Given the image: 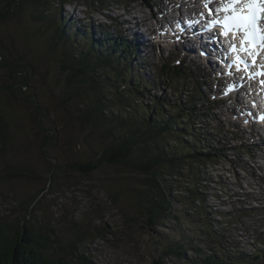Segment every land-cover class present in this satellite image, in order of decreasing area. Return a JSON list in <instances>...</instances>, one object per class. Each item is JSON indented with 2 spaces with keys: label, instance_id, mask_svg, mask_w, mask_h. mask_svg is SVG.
<instances>
[{
  "label": "rangeland",
  "instance_id": "obj_1",
  "mask_svg": "<svg viewBox=\"0 0 264 264\" xmlns=\"http://www.w3.org/2000/svg\"><path fill=\"white\" fill-rule=\"evenodd\" d=\"M138 4H142L144 7H137ZM167 4L169 2L166 0H129L127 6L113 2L94 12L82 3L79 7L66 4V6H62L60 12L58 10L50 12L59 20L62 18L60 22L64 25L66 35L72 36L71 39H63L62 44L57 48L53 47L54 39H49L54 24L49 23L52 18L48 14L41 22H33L27 16V12L20 22L18 19L16 21V17L13 16L0 21V37L6 39L4 43H8L7 49L12 53L9 55V60L16 62L21 59L20 57H25L35 66L28 68L27 99L37 95V104H44L42 115L37 107L33 108L31 103L18 105L16 114L19 117L14 120L18 127L11 128L8 133L0 132V137L15 135L14 142L4 146L0 144V174L5 171L4 168L9 166L34 168L38 172L34 178L16 176L0 179V218H19L23 212L20 210L18 202H29L39 195L34 207L31 208L34 213L32 222L53 228L50 236V251L56 255H65L66 252L71 251L70 245L74 244V249H78V252L89 257L94 264H154L166 245L182 239L184 232L190 236H196V231L206 220L202 215L184 216L181 213L182 208L186 207L184 203L188 201L185 198L190 197L191 193L205 197V205L208 204L211 211V220L209 219L207 228L223 236V244L220 245L248 252L264 247V201L261 204L256 201L258 199L261 201L264 198V187L257 185L248 169V164L255 163V166H259L258 170L261 169L264 175V158L262 157L264 149L256 152L259 148L257 143L264 145V137L257 142L259 137H248L246 132L242 133L244 142L253 143L255 146L252 151L253 155L250 156H254V158L256 156V162L245 154L248 147L246 150L243 148L234 151L226 150L223 160H217L214 165H207L205 172L201 175L202 179L206 180H199V178L191 176L177 179H174V176L167 177L162 185L170 189V195L174 199L180 197V199L183 198V201H177V204L173 202V211L170 212V216L165 219L158 218L156 224L152 225L147 222L145 203L142 202L144 208L141 207V209L134 204L138 203L135 193L139 189L140 191L148 189L143 184L144 175L135 173L123 162L118 164L103 163L91 172L84 174L65 168L66 164L73 160L96 161L95 157L101 153V145L92 137L102 136L93 132L91 126L82 128L74 120L73 115L78 112V104L80 103V106L84 99L70 100L69 98L67 89L69 88L71 92V87H67L63 83V81H67L65 78L67 73L61 70L66 63H63L60 56L61 50L65 48L77 52L78 48L74 44L73 32L78 27L83 30V33L87 32L86 34L92 36L90 34L92 29L84 28L90 24L94 25L96 32L103 31L107 38L120 36L131 44V37L139 36L134 32L135 30L132 34L124 29L123 19L133 18V20L139 21L142 14L146 16L156 13V20L150 21L151 25L149 26L153 27L154 23L163 24L167 19L160 17L159 13H162L160 11L165 8V5L167 7ZM166 16L169 20V14ZM96 24L100 25L96 26ZM46 28L47 30L42 32ZM31 34L36 37L35 41L26 38ZM97 35L100 34L97 33ZM97 35L92 38L96 39ZM13 37L16 40L12 43L10 39ZM47 42L48 44L45 45ZM4 49L6 50V48ZM154 49L157 51V48ZM169 49V47L162 49L164 55ZM140 51L144 63L140 61V55H137V59L141 63L139 66L142 69H131L127 78L133 77V75L140 76L145 81L144 83H148L151 93L157 94V96H170L171 101H174L177 98L174 92L178 90L179 93H182L184 88L180 86H184V81H171L167 85L161 78L163 71L161 64L164 61L170 62L172 65L177 64L181 51L177 49L176 54L172 57L157 62L155 57L147 55L142 49ZM135 55L134 50L130 56L133 59ZM147 58L149 63H146ZM188 58H183L184 65L192 68L194 74L204 76V82L209 86L201 87L203 96L211 97L212 89L218 84H215L212 77L206 72L209 71L208 63L204 60L189 63ZM197 60L199 59L197 58ZM5 74L4 69L1 68L0 77H4V80L1 81L2 84L12 81ZM110 74L113 75L114 71H110ZM190 85L194 87V83L191 81ZM107 90L112 93L114 102L120 103L115 111H112L114 115H118L121 113L123 99L120 95H114L109 86L103 89L104 92ZM183 98L185 99V96ZM147 99L149 98L147 97ZM65 101L66 103H64ZM148 104L152 105L149 102ZM228 104L232 108L240 105L233 101ZM225 105L219 107L222 112L219 117L229 123L238 124V114H226ZM219 109L212 112L217 114ZM121 117L123 116L121 115ZM217 122L213 121L212 124L215 125ZM257 127L258 125L255 124L253 128ZM50 128L53 129V132L49 137H55L56 142L47 143L45 141L44 143L43 140L49 138H46L45 131ZM261 131L264 133L263 129ZM171 143L173 141H170ZM215 143L211 145L216 146ZM218 145L227 147L223 140ZM49 163L50 166L61 165L62 172H64L58 175L53 182H50L49 179L51 173V169L48 167ZM162 167L166 170L164 166ZM122 176L125 179H121ZM131 177L137 180H133L134 183H132L129 181ZM194 204L205 206L199 201ZM203 240V236L199 234L196 240L198 247L205 246ZM83 248L85 251L81 250ZM186 253L190 258L194 257L193 252L187 251ZM65 256L73 259L70 258L71 254ZM162 264H185V261L174 256V258H163Z\"/></svg>",
  "mask_w": 264,
  "mask_h": 264
},
{
  "label": "trees",
  "instance_id": "obj_2",
  "mask_svg": "<svg viewBox=\"0 0 264 264\" xmlns=\"http://www.w3.org/2000/svg\"><path fill=\"white\" fill-rule=\"evenodd\" d=\"M113 2L127 6L129 0H1L0 21L13 16L20 22L27 12V16L33 22H41L48 14L52 18L49 23L54 24L49 39H54L53 47L57 48L62 44L63 39H71L72 36L66 35L64 25L60 22L62 18L59 20L55 15L50 14L51 11L60 12L62 6L66 4L79 7L82 3L94 12ZM84 28L91 30L92 26L90 24ZM46 30L47 28L42 32ZM82 31L77 27L73 32L77 52L65 48L61 50L60 56L63 63L66 62L61 70L67 73L65 77L67 81H62L65 86L71 87V92L69 88L67 89L70 100L84 99L80 106V103L78 104V112L73 115L74 120L82 128L91 126L93 132L102 136L92 137L100 143L101 153L95 157L96 161L73 160L67 163L65 168L84 174L103 163L123 162L128 165L135 173L144 175L143 184L148 188L141 191L139 189L135 193L138 203L134 204L141 209V207L144 208L142 204L144 202L148 224H156L158 218L165 219L170 216V212L173 211V202H180L183 199L180 197L174 199L170 195V189L162 185L164 180H167L169 176H174V179L191 176L206 180L202 179L201 175L205 172L207 165H214L217 160H223L227 150L226 147L217 145L216 139L224 140L222 137H225L224 141H226L231 132L228 131L229 134H227L219 127L220 119L215 118V113L210 110L213 101L203 96L201 87L205 85L202 76L184 69L180 64H165L161 78L167 85L171 81L183 80L184 86L180 87L184 89L182 93L178 90L174 92L177 96L174 101H171L170 96H157L150 92L148 83H144L142 77L133 75L127 78L131 69H142L135 59L131 58L128 42L120 36L107 38L103 31L97 35L92 29L90 33L92 36ZM33 35L26 38L36 39ZM94 35H97L96 39L92 38ZM15 40L14 37L10 39L12 43ZM4 41L6 39L0 37V72L3 68L7 78L12 81L2 84L4 77H0V88H2L0 89V132L8 133L11 128L18 127V124L14 122L19 117L16 114L18 105L31 103L33 108L37 107L42 115L44 104H37V95L27 99L28 68L35 66L25 57H20L21 59L16 62L10 61L9 55L12 53L8 51V43ZM47 50L50 49L47 48ZM110 71H114V74H110ZM190 81L194 83L193 88ZM108 86L114 95H120L123 99L121 113L118 115H114L112 111L114 112L120 103L114 102L112 93L108 90L103 91ZM118 110L120 112V109ZM212 120L218 121L217 127L211 126ZM52 132V128L47 129L46 138ZM14 137V134L12 137H0V144L4 146L12 143ZM54 138L49 137L43 142H56ZM170 141L173 143L170 144ZM212 143L216 146H212ZM243 146H237L235 149H244ZM48 167L51 169L50 182L64 173L61 165L50 166L49 163ZM4 170L0 174L1 180L16 176L34 178L38 174L36 169L24 166H9ZM121 179L125 178L122 176ZM129 179L132 183H134L133 180H137L133 177ZM60 192L63 194L61 189ZM191 194L190 197L185 198L188 201L184 203L186 207L182 208L181 213L184 216L202 215L206 220L196 231V236L193 237L184 232L182 239L166 245L154 264H162L163 258H174V256L184 260L185 264H264V247L248 252L220 245L223 244V236L207 228V223L209 219L211 220V211L210 206L205 205V197L196 193ZM38 196L29 202H18L23 212L19 218H0V264H94L89 257L78 252V249H74V244L70 245L71 251L65 253V255L71 254L72 260L69 256L56 255L50 251V236L53 228L32 222L34 213L31 208L34 207ZM196 201L204 203L205 206L194 204ZM199 234L203 236L204 247H198L196 242ZM81 250L85 251L84 248ZM187 251L193 252L194 257L190 258Z\"/></svg>",
  "mask_w": 264,
  "mask_h": 264
},
{
  "label": "snow or ice",
  "instance_id": "obj_3",
  "mask_svg": "<svg viewBox=\"0 0 264 264\" xmlns=\"http://www.w3.org/2000/svg\"><path fill=\"white\" fill-rule=\"evenodd\" d=\"M231 2L237 3L239 0H231ZM247 3L250 6L248 9V15H234L232 17H226L223 26L225 29H227L230 25L243 29L246 39H249L253 44H255L257 41L264 40V37L260 35V29L257 27V23L261 20L260 13L264 12V9L257 7V5L264 4V0H247ZM225 11H227V9H225ZM216 24L217 22H212L213 27H215Z\"/></svg>",
  "mask_w": 264,
  "mask_h": 264
},
{
  "label": "bare ground",
  "instance_id": "obj_4",
  "mask_svg": "<svg viewBox=\"0 0 264 264\" xmlns=\"http://www.w3.org/2000/svg\"><path fill=\"white\" fill-rule=\"evenodd\" d=\"M164 1V0H163ZM166 1H168L169 2V4H168V6L167 7H165V9L166 10H168V13H170L171 12V9L173 8L172 7V3H170L171 2V0H166ZM172 14V13H171ZM146 17H149V18H153L151 15H146ZM145 19H147V18H145ZM163 19V18H162ZM165 19V18H164ZM131 20H132V22H137V20L136 19H134L133 20V18H131ZM122 22H124V21H122ZM132 22L130 23V22H128V26L130 27V28H128L127 29V31H130V32H132V34H133V30H135L134 32L139 36V37H136V38H134L133 36L131 37V39H132V45H127L128 47H129V50H132V49H134L135 48V45L133 44L135 41H137V40H139L140 38H142V40L144 41H142L141 42V45H145V46H147L149 43L150 44H153V46H154V48H157V50H162L164 47H167V45H168V42H166V40L165 39H162V43H164V47L161 45V44H158V43H154L152 40H147L146 41V38L145 37H141V35H140V33H138V26H136V27H132ZM160 24H162V23H160ZM147 28H148V30H153V27L152 26H149V25H147ZM143 34H145V33H143ZM136 35V36H137ZM170 41H175L174 39H172V38H170ZM145 42H149L148 44L147 43H145ZM170 48V47H169ZM188 57V56H187ZM183 58H186V57H183ZM183 58H181L180 57V59H179V61H180V64H183L184 62H183ZM199 60H201V57H197ZM213 66H214V68H215V70H216V72L218 73V74H221V75H223L224 76V78H225V80L227 81V80H230L231 81V83L228 85V86H224V89L222 90V93H225V92H227L228 91V88H230L231 89V87H232V84H234L235 83V81L229 76V75H226V73H225V70H224V68H223V66H221V65H215V64H213ZM228 87V88H227ZM238 91V90H237ZM232 92V91H231ZM244 96V95H243ZM257 112H252V113H250V118H248L247 120H244V119H241L242 120V122H243V124H244V126H245V128L247 129V131H249V132H251V134H253V129L254 128H251V127H254L255 126V124L256 125H258L259 123H263V120L262 119H258L257 118ZM246 123V124H245ZM244 132H246V131H244ZM248 138V137H247ZM260 144V145H259ZM257 143V145L259 146V147H261V146H263L264 147V145H262V143Z\"/></svg>",
  "mask_w": 264,
  "mask_h": 264
}]
</instances>
